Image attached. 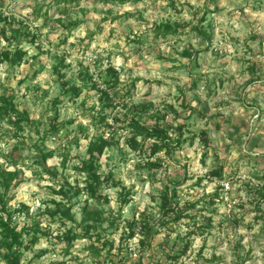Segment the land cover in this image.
I'll use <instances>...</instances> for the list:
<instances>
[{"label":"rangeland","instance_id":"obj_1","mask_svg":"<svg viewBox=\"0 0 264 264\" xmlns=\"http://www.w3.org/2000/svg\"><path fill=\"white\" fill-rule=\"evenodd\" d=\"M0 15L7 19L0 50L26 52L19 65L0 62V96L13 94L30 119L21 130L0 123V169H17L23 178L9 203L26 239L22 264H163L178 235L188 240L189 232L188 253L169 264H264V0H0ZM165 22L176 33H160ZM109 68L119 74L115 89L104 82ZM100 90L110 91L113 109ZM183 102L194 111L176 120ZM142 104L175 127L184 123L172 155L149 157L129 146L126 121ZM55 118L63 123L58 133ZM102 132L113 137L99 167L112 174L100 205L110 221L86 231L81 219L92 200L79 170ZM204 132L212 140L206 156ZM48 152L50 173L38 163ZM220 167L222 180L214 175ZM224 180L231 182L228 195ZM67 182L81 189L73 220L48 213ZM165 190L182 212L179 221L162 219ZM217 190L222 198L213 204ZM122 192L130 193L129 204ZM143 216L155 234L146 249L140 228L126 238L130 222L140 226ZM71 232L83 237L68 241ZM34 235L39 241L31 244Z\"/></svg>","mask_w":264,"mask_h":264},{"label":"trees","instance_id":"obj_2","mask_svg":"<svg viewBox=\"0 0 264 264\" xmlns=\"http://www.w3.org/2000/svg\"><path fill=\"white\" fill-rule=\"evenodd\" d=\"M103 1L108 2L111 0ZM114 1L123 3L126 0ZM6 20V18H3V16L0 15V23ZM195 29L201 34L204 33L203 27L201 26H196ZM159 30L160 33H176L173 25L166 22L159 27ZM25 53L26 52L22 49H15L14 51L0 50V62L7 61L13 66L19 65L25 57ZM107 76H110V78L108 80H105L104 82L109 85V88L115 89L120 84L118 72L114 68H109L107 70ZM92 86L94 89H96L98 87V84L93 83ZM71 89L75 97L80 96L81 90L79 89V87L77 88L73 86ZM100 91L102 92V101L105 103V106L113 109L115 106V100L110 91ZM129 91L130 90L128 89L126 93H129ZM183 108L184 112L174 111L176 120H186L192 115L191 113H193L194 111L191 108L190 103L184 104L183 102ZM132 111L134 115L126 121L127 124L125 126L132 134V136L128 139V143L131 149L135 151L141 150L144 153L148 152L147 154L149 155V157H152L161 151H165L166 154L172 155L174 151L182 145L183 140L181 138H183L184 136V123H179L175 127L168 121H166V114L159 113V111L156 110L155 112L153 111L151 112V114H149L151 110L148 108L147 104H142L138 107L135 106L133 107ZM138 115H140L141 117H139ZM149 119L153 120L152 124H148ZM106 120L107 118L105 116H102L100 121L103 125L110 127V124ZM119 121L120 119L117 118L116 122L119 123ZM24 122H30V119L28 116L23 115L19 112L15 103V96L8 93L2 94L0 96V123H5L13 129L21 130L23 129ZM62 125L63 123L57 122V119L55 118V121L52 122L53 132L58 133ZM171 133L172 135L174 134V136H172ZM139 138L140 140H138ZM111 139H113V137L108 138L103 132L98 133L95 136L94 140H92L88 145L87 157L83 160L80 166L79 171L86 174L85 189L87 192V197L89 198V200H92L91 203L89 201L86 202L81 219V222L86 227V231L97 228V225L103 223L104 221H110V219L104 216L102 208L100 209V205L103 202H107V197L102 191V185L103 183L111 179L112 174L103 176L99 172V167L106 149L110 148L113 144V140ZM149 140H153L150 146L147 144ZM202 141L205 147L204 155L206 156L208 154V149L212 145L211 136L207 132H204ZM52 155V152H48L42 153L38 156L39 165L42 166L43 170L49 173L50 168L47 165V159ZM17 162L18 161L15 160L14 163L17 164ZM148 167L158 168L159 166L155 164H148ZM214 175L222 180L223 168L220 167L216 169ZM22 182L23 178L22 175L20 176L19 170H6L4 168L0 169V260H3L5 264H22L21 261L24 254V248L26 247L24 232L22 230H18L17 226L14 224L15 212L9 205L12 198L10 196V193L12 192V190L16 189ZM221 191H223L222 186ZM56 193L61 196V199H59V201L51 200L55 205V208L49 209L48 213L51 216L60 215L61 217H64L66 219L73 220L74 214L72 213V201L73 199L78 198L81 195V189L78 183L71 185L67 182L61 185ZM258 194L261 198H264V184L258 189ZM129 195V192L125 195L122 192L121 202L124 203V205L130 203V199L127 197ZM220 198H222V194L219 190L215 191L213 196H211L213 204H215V200H220ZM162 208V219H166L167 216L171 214L175 215L174 220L176 221H179L182 218V212H177L178 206L173 204L166 190L162 195ZM211 221L212 219L210 218L209 222ZM112 224H114V222H112ZM134 224V220L130 222L128 230L129 233L126 238H133L135 235H137L136 230L140 228L141 234L143 235V239L140 242L142 248L146 249L147 247H150L155 235L154 229L152 228L154 227L153 224L151 225L150 223H148L144 216L140 222V226H135ZM164 224L166 223H160V225ZM39 230L41 231V233H45L43 228H40ZM190 235L191 232L186 233V236H188V240H183L182 237L178 235L177 240L168 250V253L166 254V262L163 264L178 262L181 259V256H184L188 253L191 246V240H189ZM81 236L77 235L75 232H71V234L65 235L68 241H73L74 239L81 238ZM38 241L39 236L37 235L32 236V238L30 239L31 244H36ZM181 241L182 243H180ZM120 251H122V248H120ZM138 264L141 263L139 262Z\"/></svg>","mask_w":264,"mask_h":264},{"label":"built area","instance_id":"obj_3","mask_svg":"<svg viewBox=\"0 0 264 264\" xmlns=\"http://www.w3.org/2000/svg\"><path fill=\"white\" fill-rule=\"evenodd\" d=\"M221 186H222V190H223L224 194L228 195V193L232 189L231 182L228 181V180H224V181L221 182Z\"/></svg>","mask_w":264,"mask_h":264}]
</instances>
